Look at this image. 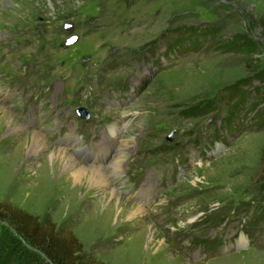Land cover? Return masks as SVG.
I'll return each mask as SVG.
<instances>
[{"label": "rangeland", "instance_id": "rangeland-1", "mask_svg": "<svg viewBox=\"0 0 264 264\" xmlns=\"http://www.w3.org/2000/svg\"><path fill=\"white\" fill-rule=\"evenodd\" d=\"M209 27L256 52L175 45L183 29ZM261 68L264 0H0V204L71 231L102 264H264V127L253 109L224 124L225 90ZM113 122L132 142L114 196L89 180L53 188L4 161L19 145L9 129L25 125L51 150L109 167Z\"/></svg>", "mask_w": 264, "mask_h": 264}, {"label": "trees", "instance_id": "trees-1", "mask_svg": "<svg viewBox=\"0 0 264 264\" xmlns=\"http://www.w3.org/2000/svg\"><path fill=\"white\" fill-rule=\"evenodd\" d=\"M189 40L197 44L202 41L204 49L214 46L224 52L247 56L256 52L255 44L244 35L221 42L214 27L183 29L180 38H175V45L181 48ZM180 48L177 49L178 53ZM253 82L257 85L253 86ZM225 91L234 101L224 123L227 128L232 130L235 122L243 120L239 114L246 113L242 115L247 117L251 109L255 112L258 127H264V68L253 70L250 77L239 80ZM249 97L255 102H250V107L243 109ZM210 105L211 102H208L191 110L190 117L208 113L211 111ZM0 220L8 224V228L0 231V264H102L93 256H87L82 243L71 231L57 229L54 223L42 222L17 207L0 204Z\"/></svg>", "mask_w": 264, "mask_h": 264}, {"label": "bare ground", "instance_id": "bare-ground-1", "mask_svg": "<svg viewBox=\"0 0 264 264\" xmlns=\"http://www.w3.org/2000/svg\"><path fill=\"white\" fill-rule=\"evenodd\" d=\"M8 114L9 113L7 109H2L0 111V122L3 123ZM9 130L11 131L12 135H10L8 139H11V142L16 140L19 145H17V147L10 153V155H7L4 158V161H7L10 166L21 164L22 170H25L26 168H32V171H26V173H31L29 177L30 179L37 180L41 177H44L51 185H53V188L68 185L72 178L77 183L81 182L82 180H89L97 184V186H99L102 190H108L112 196L116 195L117 189H114L112 181L113 179H116L120 176L119 171L122 167V158L126 152L128 145L132 143L131 141H122V137L119 136L120 127L118 123L113 122L108 127V140L112 145H115V157L108 165L109 167L103 166L99 162L96 165L90 163L89 165L84 166L76 161L74 154H71V152L66 149H62L60 147L51 150L47 144L45 136L40 131L27 130V127L25 125H22L18 129L15 127H11ZM24 130L26 131L24 134L25 136L22 137L23 135L21 133ZM29 138L32 141L31 145L29 144V152L27 155H23L22 146L27 143V140H29ZM48 150H51L50 159L52 163V169L50 173L47 172V168L45 167V163L47 160L45 153ZM64 160H66V167L62 168L61 163ZM6 172H1L0 176L2 177V179L4 177L3 174L6 175ZM127 209H133L136 213L142 210L139 206L134 205L128 207Z\"/></svg>", "mask_w": 264, "mask_h": 264}, {"label": "water", "instance_id": "water-1", "mask_svg": "<svg viewBox=\"0 0 264 264\" xmlns=\"http://www.w3.org/2000/svg\"><path fill=\"white\" fill-rule=\"evenodd\" d=\"M74 41H75V38L72 37V38H70V39L68 40L67 44H68V45H69V44H72ZM79 114H80L81 116H84V112H83V111H80Z\"/></svg>", "mask_w": 264, "mask_h": 264}]
</instances>
